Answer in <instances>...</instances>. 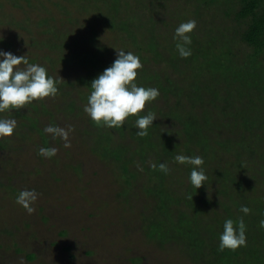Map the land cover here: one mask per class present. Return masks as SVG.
Here are the masks:
<instances>
[{
    "label": "rangeland",
    "instance_id": "374dc122",
    "mask_svg": "<svg viewBox=\"0 0 264 264\" xmlns=\"http://www.w3.org/2000/svg\"><path fill=\"white\" fill-rule=\"evenodd\" d=\"M229 1L0 0V51L26 55L65 81L55 98L0 112L17 121L13 135L0 137V264H264V84L249 80L224 93L221 80L241 69L257 80L264 68L243 56L250 50L238 39L241 27L222 15ZM190 19L200 61L174 52L175 30ZM150 22L154 36L138 41L149 50L156 40L170 56L162 64L181 67L169 77L180 85L162 86L141 68L135 83L159 97L123 127L97 126L83 110L91 81L112 65L115 49L137 54L135 36ZM224 38L243 58L229 63L235 48ZM148 112L157 119L141 138L135 121ZM50 124L73 127L70 148L43 131ZM41 147L58 152L45 158ZM181 154L203 157L204 186L191 184L193 165L175 162ZM24 189L40 194L32 214L16 203ZM241 217L247 245L220 251L225 220Z\"/></svg>",
    "mask_w": 264,
    "mask_h": 264
},
{
    "label": "clouds",
    "instance_id": "9594fccd",
    "mask_svg": "<svg viewBox=\"0 0 264 264\" xmlns=\"http://www.w3.org/2000/svg\"><path fill=\"white\" fill-rule=\"evenodd\" d=\"M197 27V22L190 19L181 23L175 30L173 39L176 41V49L181 58L191 55V36L189 35ZM3 37L0 36V40ZM116 59L112 65L91 81V93L88 97L84 112L97 126L108 128L123 127L129 116H135L145 109L146 102L156 100L160 92L157 88H145L138 86L135 81L138 70L143 67L139 56L131 51L123 49L116 50ZM0 112L5 110H20L33 101L44 98H55L59 94L58 85L65 82L61 77L56 79L48 75L47 69L39 64L29 63L26 55L16 56L11 52L0 51ZM23 65V67H21ZM157 117L155 113L148 112L135 121L138 129L136 135L143 138L148 135V129L153 126ZM17 127L15 119H0V137H10ZM43 131L50 134L53 139L59 137L64 141V147L70 148L69 135L74 131L69 125L67 128L48 125ZM58 152L55 147H41L38 154L45 158H52ZM175 162L193 165L190 174V182L196 188L205 185L208 176L202 167L204 159L202 156L177 155ZM151 167L155 170L156 164ZM143 171L142 168L139 169ZM159 171L169 174L167 163L159 164ZM35 189H24L19 191L16 203L22 206L28 214H32L39 197ZM192 199V197H191ZM240 211L245 215L251 213L247 206H241ZM264 226V220L261 221ZM219 250L225 249L235 251L239 247L247 245L246 225L243 218L238 221L227 219L223 225V232L219 237Z\"/></svg>",
    "mask_w": 264,
    "mask_h": 264
},
{
    "label": "trees",
    "instance_id": "16d2710c",
    "mask_svg": "<svg viewBox=\"0 0 264 264\" xmlns=\"http://www.w3.org/2000/svg\"><path fill=\"white\" fill-rule=\"evenodd\" d=\"M205 3L208 4V2ZM222 15L226 17L232 16L235 22L238 24L239 28L241 27L237 34L238 39L241 43L245 44V46L248 47L250 50V52L246 53L243 56L252 55V57L256 60V63L261 65V68H264V0H230L228 2L227 8H224V12L222 10ZM152 26V22L148 23L147 27H143L144 29L140 30V34L135 36L134 43L137 46L136 48H134L135 51H137V54L135 55L139 56L141 62H144L146 58H149L153 55H159L160 60H157L155 64L151 62L150 66L146 65L142 68H144V70H147V72H151V75L154 73L156 76H158L160 85L162 86L166 87L167 84L179 86L181 83L180 81L176 83L169 77L171 74H179L181 71V67H178L177 70L174 71L162 64L165 60L167 61L170 56L168 57V53L158 46L156 40L152 38L149 40L152 43L149 50H144L142 45L140 44L142 38L146 39L148 37L154 36V28ZM193 37L194 36L191 37V45L188 46L191 49V55L188 58H182L184 60H187V62L196 59L200 61L199 58H203V51L201 50L202 39ZM138 40L140 41V43ZM224 40H228L227 43H229L230 46H234L229 39L224 38ZM234 48L235 49L233 50V52L229 54L230 64L239 61L241 58H243V56L238 57V55L236 54V47L234 46ZM176 51L177 49L174 52ZM260 58L263 59L260 60ZM252 67L255 68L257 67V65L252 63ZM256 74L257 73L255 71L251 73H246L241 69L238 73H234L233 76H226V79L222 78L221 80L223 81L224 85L222 87V92L225 93V90L230 91L231 88H236L240 85H244L249 80L257 81L258 84H264V77H258L259 79L256 80ZM177 88L178 87H175V89ZM183 92L186 91L184 90ZM220 114H225V110L223 111L221 109ZM221 168L223 169V167ZM218 173L221 174L223 173V171H219Z\"/></svg>",
    "mask_w": 264,
    "mask_h": 264
}]
</instances>
